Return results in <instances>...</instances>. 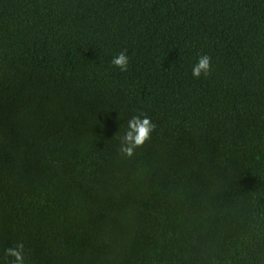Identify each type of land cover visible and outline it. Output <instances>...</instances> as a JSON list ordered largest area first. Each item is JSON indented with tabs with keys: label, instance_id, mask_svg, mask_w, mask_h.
<instances>
[{
	"label": "trees",
	"instance_id": "1",
	"mask_svg": "<svg viewBox=\"0 0 264 264\" xmlns=\"http://www.w3.org/2000/svg\"><path fill=\"white\" fill-rule=\"evenodd\" d=\"M18 243L24 264H264V0H0V264Z\"/></svg>",
	"mask_w": 264,
	"mask_h": 264
},
{
	"label": "clouds",
	"instance_id": "2",
	"mask_svg": "<svg viewBox=\"0 0 264 264\" xmlns=\"http://www.w3.org/2000/svg\"><path fill=\"white\" fill-rule=\"evenodd\" d=\"M211 57L207 54L201 55L193 65L192 75L200 78L201 75L207 76L212 71ZM112 65L118 67L122 72L128 70L129 56L127 50H122L111 61ZM157 125L146 113L133 115L127 121V130L121 140L120 151L126 156H132L138 147H142L155 131ZM10 257H14V264H24V244L18 243L15 247L6 249Z\"/></svg>",
	"mask_w": 264,
	"mask_h": 264
}]
</instances>
